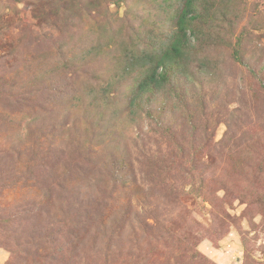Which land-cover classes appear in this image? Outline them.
<instances>
[{
	"label": "rangeland",
	"instance_id": "rangeland-1",
	"mask_svg": "<svg viewBox=\"0 0 264 264\" xmlns=\"http://www.w3.org/2000/svg\"><path fill=\"white\" fill-rule=\"evenodd\" d=\"M0 264H264V0H0Z\"/></svg>",
	"mask_w": 264,
	"mask_h": 264
},
{
	"label": "trees",
	"instance_id": "trees-1",
	"mask_svg": "<svg viewBox=\"0 0 264 264\" xmlns=\"http://www.w3.org/2000/svg\"><path fill=\"white\" fill-rule=\"evenodd\" d=\"M184 12V11H183ZM182 12V13H183ZM181 24L184 22V21H186L185 19H184V16H182L181 17ZM189 21V20H188ZM188 21H186L187 23H188ZM182 32H183V30H182ZM185 34H186V31H185ZM184 49H183V47L181 46V44L180 43H178V40H177V38H175V40L173 41V43H172V45H171V47H170V51L168 52V55L170 56L169 58H170V60L171 59H173V58H176V57H178V56H181V55H183L184 54ZM161 80H160V82H162V81H166V79H167V77H166V74L165 73H163L160 77H159ZM145 79V78H144ZM140 86L142 87V86H144V84H143V82L141 81V83H140ZM145 87V86H144Z\"/></svg>",
	"mask_w": 264,
	"mask_h": 264
}]
</instances>
